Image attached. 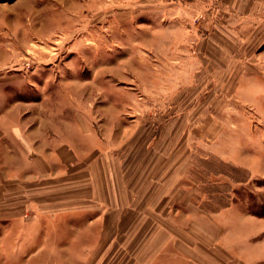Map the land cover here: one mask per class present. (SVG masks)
Instances as JSON below:
<instances>
[{"label":"rangeland","instance_id":"1","mask_svg":"<svg viewBox=\"0 0 264 264\" xmlns=\"http://www.w3.org/2000/svg\"><path fill=\"white\" fill-rule=\"evenodd\" d=\"M263 48L264 17L244 12L242 0H0V120L26 122L22 133L45 154L53 130L37 124L67 120L76 128L58 132L73 133L79 160L146 154L150 139V153L191 155L182 183L196 184L193 200L207 199L208 188L228 191L236 209L260 215L263 232L264 175L212 153L228 127L264 134V80L251 77L264 72ZM204 203L211 215L217 203ZM84 219L75 213L76 225Z\"/></svg>","mask_w":264,"mask_h":264},{"label":"crops","instance_id":"2","mask_svg":"<svg viewBox=\"0 0 264 264\" xmlns=\"http://www.w3.org/2000/svg\"><path fill=\"white\" fill-rule=\"evenodd\" d=\"M242 1L244 12L264 17V0ZM258 57L263 66L264 48ZM251 77L264 80V72ZM3 123L0 264H264V241L250 244L252 236L262 232L263 227L256 226L260 218L233 205L210 215L193 200L196 184L182 183L191 155L150 153L154 147L150 139L146 154L100 152L79 160L71 147L73 133L58 132L75 129L74 121L36 125L53 130L46 154L36 152L22 133L26 122ZM250 128L228 127L231 132L218 135L212 153L248 169L252 176H263L264 164L260 168L259 164L264 161V134L256 136ZM82 135L91 137L90 132ZM8 136L17 153L4 140ZM79 211L85 219L76 225ZM245 242L248 248L238 247ZM77 250L81 255L74 260Z\"/></svg>","mask_w":264,"mask_h":264},{"label":"trees","instance_id":"3","mask_svg":"<svg viewBox=\"0 0 264 264\" xmlns=\"http://www.w3.org/2000/svg\"><path fill=\"white\" fill-rule=\"evenodd\" d=\"M212 174L214 176H218V174H221V172H212ZM205 176H207V175H205ZM196 183H198V182H196ZM203 184H204V182L198 183L199 189L201 188V186H205ZM210 184L213 187L219 186V185L229 187V184L227 182H221L220 180H213L212 182H210ZM215 188H217V187H215ZM206 190H207V192H206L207 199L205 198L204 201H202V200H200L201 197L199 196V198H197V199H199L200 202H197V200H195L200 205V207L203 210H205V211H207L208 208H206V206H204V204H205L204 202H215V203H217L216 204L217 207L215 209L211 210L212 212H214V211H217V210H219L221 208L228 207V206H230L232 204V202H236L237 201V200H235L234 197H230V195H229L230 193L228 191H226V198H225L224 193L222 191L218 190V189L215 190V189H209L208 188ZM199 191L202 192L203 188H202V190H199ZM203 192H205V190ZM233 192H236V194L239 195V193H237V191H235V189H233ZM237 198H239V197H237ZM247 209H248V211L251 210V208H247ZM252 212H254V211H252ZM252 214L260 216V215L256 214L255 212L252 213Z\"/></svg>","mask_w":264,"mask_h":264}]
</instances>
